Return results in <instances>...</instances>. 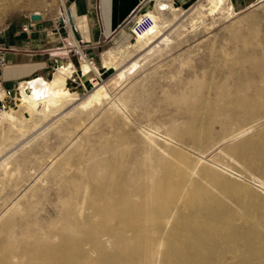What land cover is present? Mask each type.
<instances>
[{"label": "bare ground", "instance_id": "1", "mask_svg": "<svg viewBox=\"0 0 264 264\" xmlns=\"http://www.w3.org/2000/svg\"><path fill=\"white\" fill-rule=\"evenodd\" d=\"M224 1L203 0L199 5H210L212 12L224 10ZM158 7L161 12L172 10L164 0ZM151 13L155 23L146 31L163 24L160 16ZM142 34L137 36L140 47ZM138 66L134 60L122 67L115 75L116 83L122 84ZM92 69L97 72L84 64L86 73ZM69 74L70 68L62 66L40 84L23 81L21 97L26 107L37 110L42 102L45 114L50 115L77 99V92L66 84ZM30 85H45V89L30 91ZM105 89H93L77 109L101 104L106 100ZM1 94H5L2 89ZM195 115L169 123L150 119L136 126L138 133L126 115L124 126L129 130H118L114 139L101 140L80 161L76 173L65 167L79 151L78 145L71 149L76 145L72 138L59 157L51 158L56 164L47 162L45 172L38 176L47 185H57L51 200L57 218L41 219L35 213L19 216L21 198L12 200L0 215V264H264V90L257 89L248 98L221 101L205 118ZM7 117L14 120L13 126L19 125V135L11 139L25 136L28 129L23 122L0 108V121ZM5 146L3 139L0 156ZM14 155L0 161V173L6 178ZM15 166L16 173H21V164ZM30 190L36 193L38 187L33 184Z\"/></svg>", "mask_w": 264, "mask_h": 264}, {"label": "rangeland", "instance_id": "2", "mask_svg": "<svg viewBox=\"0 0 264 264\" xmlns=\"http://www.w3.org/2000/svg\"><path fill=\"white\" fill-rule=\"evenodd\" d=\"M164 1L171 4L172 10L161 12L158 1L156 9H153V12L160 16L162 26L155 31H143L141 47L137 45L136 37L131 43L119 49L114 69L108 73H100L97 70L96 75L89 76L87 81L81 83L79 89L71 84L74 81L72 78L66 77L67 86L71 91L77 92L78 98L66 102L60 111L45 114V117L39 114L34 117L19 105L21 102L19 91L12 103H7L4 107L0 104L3 110L13 109L17 115L25 117V124L28 127L27 134L18 140L13 139L14 143L5 146L6 151L0 156L2 161L15 152L11 159L8 174L10 177L6 178V175L0 173V215L12 200L21 198L23 209L18 211L19 216L27 217L35 213L41 219L57 218L55 201H51L55 197L57 185L54 183L47 185L39 180L38 176L45 172L47 162L53 166L56 164L51 163V158L59 157L58 152L65 150L72 138L76 145L71 146V149L78 145L79 151L75 152L65 167L76 173L78 165L101 140H112L116 131L129 130L124 126L126 115L135 122L133 131L138 133L139 127L136 126L146 125L150 119L168 120L169 123L182 116L190 117L197 113L198 116L201 114V118H205V115H209V109L216 107L221 101L228 102L237 96L248 98L255 95L257 89L264 90V0H225L224 10L212 12L210 5H206L205 8L199 5L203 0H195L187 6ZM60 4L61 0H0V47L7 51L13 47L11 34L15 29L23 33L30 32L31 28L25 30L24 26L33 21L32 13L38 11L45 16V13L51 10H58ZM198 15L202 18L197 17ZM166 36L170 37V41L165 42ZM134 60L139 61L138 68L122 84L116 83V73ZM255 65L257 71L254 70ZM93 76L100 77L98 83L90 80ZM52 77L53 75L50 78ZM75 81L80 80L75 78ZM215 83L218 87L214 86ZM218 84L221 85L220 88ZM99 86L106 87L107 90H104L106 100L90 109H77L78 103ZM202 101L205 103H201ZM70 121L75 123L64 127ZM18 126H13L7 121L1 123L0 141L6 138L2 133H5V136L9 133L13 137L18 136ZM218 150L213 153L217 154ZM211 154L207 158H210ZM16 164H21V173H16ZM33 184L38 187L36 193L30 190Z\"/></svg>", "mask_w": 264, "mask_h": 264}, {"label": "crops", "instance_id": "3", "mask_svg": "<svg viewBox=\"0 0 264 264\" xmlns=\"http://www.w3.org/2000/svg\"><path fill=\"white\" fill-rule=\"evenodd\" d=\"M159 1L61 0L59 9L51 10L34 21L30 32L15 29L11 34L13 47L6 54L7 65L0 70L1 89L5 91L0 104L12 103L19 91V105L34 117L37 114L45 117L42 102L37 110L26 107L21 97V83L31 81L40 84L41 79H51L58 68L66 66L70 68L68 79L72 78L71 84L79 89L89 76L96 75L93 69L88 73L84 71L85 63L92 64L100 73H108L116 67L119 49L133 41L130 27L135 17L141 12L155 10ZM168 1L173 5L187 6L195 0ZM75 78L80 81H75ZM35 89L44 90L45 85H30V91ZM8 111L28 129L25 117L17 115L13 109ZM5 121L11 123L14 120L7 117L0 124ZM34 126H37L36 122ZM2 136L9 142L7 145L14 143L12 134L5 136L2 133Z\"/></svg>", "mask_w": 264, "mask_h": 264}, {"label": "built area", "instance_id": "4", "mask_svg": "<svg viewBox=\"0 0 264 264\" xmlns=\"http://www.w3.org/2000/svg\"><path fill=\"white\" fill-rule=\"evenodd\" d=\"M152 11H153V9L141 12L135 17V19H134V21L130 27V32H131V35L133 36V38H136L138 36L139 32L146 31L155 23L154 16L151 13ZM32 24H33V21H31L29 24H26L24 26L25 30L30 29ZM6 54H7V50L0 47V70L7 65ZM99 79H100V77H94L93 76L90 80H94L95 82L98 83ZM95 82H93V83L95 84ZM1 85H2V77L0 74V102H2L5 98V94L4 95L1 94ZM1 106L4 107L5 104L1 103Z\"/></svg>", "mask_w": 264, "mask_h": 264}, {"label": "water", "instance_id": "5", "mask_svg": "<svg viewBox=\"0 0 264 264\" xmlns=\"http://www.w3.org/2000/svg\"><path fill=\"white\" fill-rule=\"evenodd\" d=\"M41 18H42V14H41V13H37V12H35V13H32V14H31V19H32L33 21L40 20Z\"/></svg>", "mask_w": 264, "mask_h": 264}]
</instances>
